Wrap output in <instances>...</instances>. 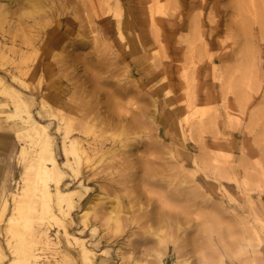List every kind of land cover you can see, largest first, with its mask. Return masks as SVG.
Here are the masks:
<instances>
[{
  "label": "rangeland",
  "instance_id": "374dc122",
  "mask_svg": "<svg viewBox=\"0 0 264 264\" xmlns=\"http://www.w3.org/2000/svg\"><path fill=\"white\" fill-rule=\"evenodd\" d=\"M36 1L2 2L1 75L48 124L60 186L77 189L58 215L91 259L264 264V0ZM2 94L0 264L21 241L12 211L26 264H86L45 214L37 144ZM64 130L80 140L66 155Z\"/></svg>",
  "mask_w": 264,
  "mask_h": 264
},
{
  "label": "bare ground",
  "instance_id": "6f19581e",
  "mask_svg": "<svg viewBox=\"0 0 264 264\" xmlns=\"http://www.w3.org/2000/svg\"><path fill=\"white\" fill-rule=\"evenodd\" d=\"M5 1L9 2L12 0H0V15L1 16H4L8 12V7L5 6V4H2V2H5ZM31 1H34V0H31ZM36 3L40 4V1L37 0ZM36 16L33 17V20L36 22H39V18L38 17L36 18ZM76 42L78 43V41H76ZM76 42L75 41L72 42L73 47H75L77 45ZM78 45H80V44H78ZM60 48H62V47H60ZM1 71H3V69L0 68V91L4 95L6 94L7 96L13 98V100L15 102V106L17 105V106H19V109H22L21 111H23L24 114L21 116L19 123H21L24 126V128L27 131L28 136H30L31 139L34 140V142L37 144V148L34 151L33 158H34L35 164L37 165L38 172L42 175L41 179L45 183L44 184V190H42V192H41L42 193L41 197L44 198V201L47 205V209H46L45 214H47V216L54 218L55 220L61 222L60 224L63 227L64 233L69 235L70 238L74 239L75 242L80 245L81 257L86 260V264H96V262H94V260L91 259V255H93V254H91L90 252H92V250L89 249L87 247V245L84 244V239L77 236V235H74V234L68 232L63 221H62V218L60 217V215H62V217H63V216L70 214V209L73 206V195L77 189L76 190H75V188L63 189L60 186V181H61L62 177L65 176V170L61 167L60 163L57 161V158L54 154V150H53V146H52L53 139H52V135L50 134V132L48 130V124L41 122L38 119L33 117V113L31 112V110L28 107V98L25 95H23L20 92V90L18 91L14 88L12 89V86L6 81L7 79L5 78V76L1 75ZM25 73H26V71L19 72L18 74H14L10 71V72H8V75L12 79L18 80L20 78V76L22 74H25ZM48 75L51 76V75H55V74L54 73H48ZM63 135H64V139L62 140V142H63L62 151H63V154L66 155L67 150H72L73 144L80 141V140H79V138L69 137L67 130L63 131ZM63 165H66L68 168L71 167L68 159L63 161ZM71 168H72L71 169L72 172H74L73 174H75V176H77L78 175V169L77 168L74 169L73 166ZM50 180L53 182V185H54L53 189L48 188L49 184L47 182ZM79 182H81V180H79ZM23 190H25L24 187H23ZM17 196H20V192L17 194H15L13 192L11 193L12 199L16 202V204L14 205L12 210H14L17 213H20L22 211V205L20 203L21 200L20 199L17 200ZM48 200H51L52 202H54V204L56 205V209H57L56 211L57 212H55L53 207H51V202L49 203ZM172 200H171V202H173ZM42 203H43V201H42ZM5 205H6V201H4V205H3L2 209L5 208ZM176 205H180V203L179 204L177 203ZM58 214H60V215H58ZM1 216H2V211L0 212V219H1ZM169 216H170V214H169ZM5 221H6L5 226H4L5 230L7 232H9L11 235L16 230L15 234L18 235L19 239L25 243V239L23 237V232L21 230L16 229L17 225L19 226V224H18L19 220H18V217L16 216V214H14V212L12 211L8 215L7 220H5ZM83 223H84V225H86L87 221H85L83 219ZM41 235H43V237L45 236L44 240L48 239L47 234H46V230L41 229V227H40V229L37 230L36 236L41 237ZM16 239L18 240V238H16ZM21 241H19L18 244L16 245L15 243H12L8 239L7 244L9 246V248H11V251L13 253H15V255L13 256V258L9 259L8 261L6 260L7 262L5 264H26L27 263L24 261V258H25V255L28 254V249L25 247L24 243ZM89 254H91V255H89ZM4 258H5V252L3 251V247H2V244L0 242V262H3Z\"/></svg>",
  "mask_w": 264,
  "mask_h": 264
}]
</instances>
